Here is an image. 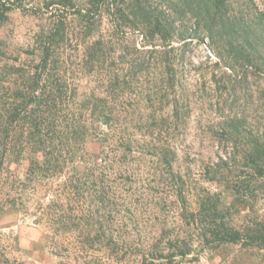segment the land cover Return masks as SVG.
Segmentation results:
<instances>
[{
  "label": "rangeland",
  "instance_id": "374dc122",
  "mask_svg": "<svg viewBox=\"0 0 264 264\" xmlns=\"http://www.w3.org/2000/svg\"><path fill=\"white\" fill-rule=\"evenodd\" d=\"M74 1L90 7V0ZM147 1L174 22L165 54L152 49H163L160 39L115 29L107 9L95 15L89 33L73 7L59 10L54 0H23L0 20V80H21L37 62L43 31L61 11L66 15L55 66L79 93L106 94L115 137L108 146L104 200L91 197L92 213L84 215L86 221L97 218L100 237L87 239L79 203L69 210L76 208L69 231L56 230L45 217L34 223L7 211L0 214V264H141L151 244L186 234L183 216L197 208L198 198L229 193L228 175L220 176L215 164L242 165L243 149L264 138V0H228L224 21L205 8L206 0ZM164 64L173 68V80L164 78ZM85 115L81 124L87 127ZM85 148L95 152L98 143L87 136ZM26 164L10 169L21 173ZM239 209L235 222L242 227L248 209ZM255 209L264 214V197L250 216ZM190 237L196 242V233ZM162 264H264V248L220 244Z\"/></svg>",
  "mask_w": 264,
  "mask_h": 264
},
{
  "label": "trees",
  "instance_id": "16d2710c",
  "mask_svg": "<svg viewBox=\"0 0 264 264\" xmlns=\"http://www.w3.org/2000/svg\"><path fill=\"white\" fill-rule=\"evenodd\" d=\"M22 1L0 0V20ZM54 1L59 10L73 7L75 18L87 33L95 15L107 9L115 29L131 28L146 40L160 39L164 50L153 45L157 54L167 52L165 47L173 37L174 22L164 10L150 6L147 0H90L87 8L74 0ZM228 5V0H206L205 8L212 9L216 19L224 21ZM65 18L61 11L41 34L33 70L22 74L21 80H0V214L15 211L25 218L31 216L34 223L45 217L50 225H56V230L69 231L74 224L72 214L76 212V208L69 212L72 204L79 203L80 217L85 220L92 213L91 197L98 194L97 201L104 200L103 184L111 149L108 146L115 137L110 135L113 116L106 108V94L102 96L94 90L79 93L76 84L65 80V73L61 74L55 66V44L65 37ZM93 53L91 46L90 62ZM162 68L169 71L164 78L173 80L170 73L173 68L167 64ZM113 79L120 80L119 74H114ZM84 113L89 120L87 127L81 124ZM114 130L115 126L111 131ZM87 136L98 143L97 151L85 148ZM243 151L239 156L242 165L237 160L229 164L222 159L215 164L220 168V176L228 175L229 193L207 192L198 198L197 208L188 217L183 216V224L188 226L186 234H167V238L159 240L161 245L154 242L141 253V264L173 263L202 248L227 243L264 248V214L255 209L254 216L249 215L255 202L264 197V138H254L249 149ZM22 160L27 161L23 171H11V164ZM81 203L86 205L83 209ZM241 205L248 209L242 227L235 222L236 214L238 217L241 214ZM98 213L97 207L94 214ZM94 219L85 220L87 228L83 230L87 239L101 235V227L94 226L97 218ZM193 233L196 242L190 237Z\"/></svg>",
  "mask_w": 264,
  "mask_h": 264
}]
</instances>
